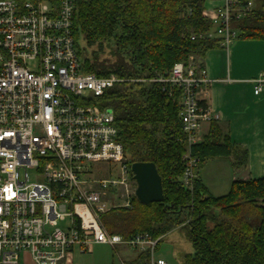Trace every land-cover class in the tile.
I'll return each instance as SVG.
<instances>
[{
  "label": "built area",
  "instance_id": "built-area-1",
  "mask_svg": "<svg viewBox=\"0 0 264 264\" xmlns=\"http://www.w3.org/2000/svg\"><path fill=\"white\" fill-rule=\"evenodd\" d=\"M55 1L0 0V264H67L75 249L90 253L96 244L125 246L146 254L148 264H167L154 258L159 239H125L100 221L112 209H132L136 197L114 111L97 105L125 80L86 71L73 32L78 0ZM210 4L204 16L228 48L238 36L231 23L255 3ZM152 81L169 94L181 91L182 183L192 191L201 162L193 148L204 139L203 124L217 119L202 104L209 93L206 70L191 56ZM256 83L257 96L264 75ZM105 168L109 175L102 177Z\"/></svg>",
  "mask_w": 264,
  "mask_h": 264
},
{
  "label": "trees",
  "instance_id": "trees-1",
  "mask_svg": "<svg viewBox=\"0 0 264 264\" xmlns=\"http://www.w3.org/2000/svg\"><path fill=\"white\" fill-rule=\"evenodd\" d=\"M211 1L78 0L73 32L86 71L125 80L108 89L97 105L114 111L129 164L154 163L164 192L163 202L146 205L133 197L132 209H112L100 221L110 234L125 239L149 234L158 244L179 229L193 247L181 264H264V178L234 181L220 197L211 195L199 176L194 189H186L181 91L169 94L152 81L191 56L205 68L207 52L222 48L223 38L204 16ZM243 1L255 6L231 23L237 40L264 41V0ZM193 153L200 169L216 159L231 160L234 170L248 165V150L233 143L217 119Z\"/></svg>",
  "mask_w": 264,
  "mask_h": 264
},
{
  "label": "crops",
  "instance_id": "crops-1",
  "mask_svg": "<svg viewBox=\"0 0 264 264\" xmlns=\"http://www.w3.org/2000/svg\"><path fill=\"white\" fill-rule=\"evenodd\" d=\"M43 1L50 5L56 2ZM204 67L209 80L205 101L211 113L229 132L232 142L247 149L249 154L245 169L234 170L231 160H215V196L220 197L229 192L234 181L264 178V85L259 95L254 93L256 79L264 75V41L236 40L228 48L208 51ZM208 130L209 124H203L204 136ZM199 177L205 184L201 173ZM209 192L211 194L210 189ZM179 231H171L160 243ZM108 247L96 244L90 253H85L91 254L90 264H148V256L137 250L125 246L110 250ZM83 254L75 249L67 264H75L76 258H83ZM162 259L159 254L158 260Z\"/></svg>",
  "mask_w": 264,
  "mask_h": 264
},
{
  "label": "rangeland",
  "instance_id": "rangeland-1",
  "mask_svg": "<svg viewBox=\"0 0 264 264\" xmlns=\"http://www.w3.org/2000/svg\"><path fill=\"white\" fill-rule=\"evenodd\" d=\"M210 5L212 4H209V6ZM107 54L108 52H106V55ZM103 172L104 173L102 177H107L109 175V171L107 168H105ZM200 173H201V177L204 178L205 184L210 189L211 194L213 196L217 195V192H215V160L207 162L205 167L199 170V175ZM30 176H31V181H38L35 173H31ZM108 248L110 250L113 249L111 246H109ZM191 253H193V247L191 242L188 240L185 233L179 231L174 233V235H170L169 237L165 238L159 244L158 250L156 251L154 258L155 260H158V255L160 254L163 257L162 260H164L168 264H181V258L184 255ZM90 255L91 254L84 253L83 258L80 259L76 258L75 264H90L92 261Z\"/></svg>",
  "mask_w": 264,
  "mask_h": 264
},
{
  "label": "water",
  "instance_id": "water-1",
  "mask_svg": "<svg viewBox=\"0 0 264 264\" xmlns=\"http://www.w3.org/2000/svg\"><path fill=\"white\" fill-rule=\"evenodd\" d=\"M137 183L135 196L141 204L164 201L162 178L154 163H134L131 166Z\"/></svg>",
  "mask_w": 264,
  "mask_h": 264
}]
</instances>
